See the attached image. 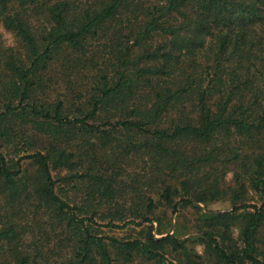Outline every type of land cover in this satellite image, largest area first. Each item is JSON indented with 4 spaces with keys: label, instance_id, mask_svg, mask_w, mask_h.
<instances>
[{
    "label": "trees",
    "instance_id": "16d2710c",
    "mask_svg": "<svg viewBox=\"0 0 264 264\" xmlns=\"http://www.w3.org/2000/svg\"><path fill=\"white\" fill-rule=\"evenodd\" d=\"M0 24V264H264V0H0ZM225 199L203 255L152 233Z\"/></svg>",
    "mask_w": 264,
    "mask_h": 264
},
{
    "label": "rangeland",
    "instance_id": "374dc122",
    "mask_svg": "<svg viewBox=\"0 0 264 264\" xmlns=\"http://www.w3.org/2000/svg\"><path fill=\"white\" fill-rule=\"evenodd\" d=\"M0 37H1V43L4 47H14L16 46V40L14 36L6 31L2 25L0 24ZM30 172L33 174L34 170L30 169ZM226 184H232V176L229 174L225 178ZM2 201L3 198H0V207H2ZM246 201L248 204H257L258 198L256 195H254L252 192H249L246 197ZM31 209V208H30ZM232 209V203L229 199L216 201L209 204H201L197 206V208H190V210H186L181 215H173V217L170 219L163 218V221L161 223H154L153 225V234L156 238L165 236L166 234L173 235L174 233L177 234L179 239L186 240L187 244L190 247H193L196 251V253L203 255L204 250L201 245L198 243L195 244L193 241L197 240L196 235V228L195 225L197 224V219L199 218L200 214H209V213H217V212H228ZM41 220H39V224L49 223V220L46 216H41ZM133 227L127 228V229H121V230H109V229H102V235H107L111 237H117V238H128L131 236H134V232L132 230ZM49 232L48 236L51 240V247L57 250V252L61 251L60 247H62V244L58 246V239L56 238V234L51 231V228L48 227ZM238 229L232 230V236L234 239L238 238Z\"/></svg>",
    "mask_w": 264,
    "mask_h": 264
}]
</instances>
